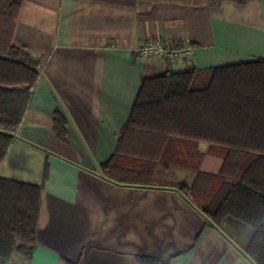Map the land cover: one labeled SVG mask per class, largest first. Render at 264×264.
I'll list each match as a JSON object with an SVG mask.
<instances>
[{"label": "crops", "instance_id": "0c3cea01", "mask_svg": "<svg viewBox=\"0 0 264 264\" xmlns=\"http://www.w3.org/2000/svg\"><path fill=\"white\" fill-rule=\"evenodd\" d=\"M149 41L193 54H145ZM13 44L39 58L41 75L0 176L44 189L32 259L15 253L9 264H255L242 251L252 231L210 226L195 196L118 183L101 166L143 78L264 59V0H24ZM173 169L159 177L176 180Z\"/></svg>", "mask_w": 264, "mask_h": 264}, {"label": "trees", "instance_id": "16d2710c", "mask_svg": "<svg viewBox=\"0 0 264 264\" xmlns=\"http://www.w3.org/2000/svg\"><path fill=\"white\" fill-rule=\"evenodd\" d=\"M23 1L0 0V164L41 75L39 58L13 44ZM223 1L208 0L212 6ZM66 125L64 113L57 109L54 127L63 141ZM201 141L209 143L207 151L200 148ZM206 154L222 159L217 172L201 168ZM101 167L118 183L175 189L185 197L203 199L210 226L223 227L233 220L252 228L242 251L255 264H264V59L203 69L191 66L143 78L115 153ZM175 167L194 171V180L159 177L160 171ZM43 189L44 184L0 176V264H9L15 253L32 259ZM146 259L151 260L148 264L158 261Z\"/></svg>", "mask_w": 264, "mask_h": 264}, {"label": "rangeland", "instance_id": "374dc122", "mask_svg": "<svg viewBox=\"0 0 264 264\" xmlns=\"http://www.w3.org/2000/svg\"><path fill=\"white\" fill-rule=\"evenodd\" d=\"M199 146L203 151H207L209 147V143L206 141H201L199 143ZM221 162H222V159L220 157L211 155V154H206L201 168L206 171L217 172L220 168ZM160 167H163V164H160ZM193 173L194 171H192L191 169H183V168L175 167L170 172L169 175H170V178L188 182V180L190 181V176ZM197 200L200 201V203H203V199L199 198ZM239 225H241V227H244L245 229H248L249 231H251L252 229V228L245 226L242 223H240Z\"/></svg>", "mask_w": 264, "mask_h": 264}, {"label": "built area", "instance_id": "2783aa9c", "mask_svg": "<svg viewBox=\"0 0 264 264\" xmlns=\"http://www.w3.org/2000/svg\"><path fill=\"white\" fill-rule=\"evenodd\" d=\"M140 50L145 54L154 53L165 55L173 59H178L181 56H191L193 54V48L188 43L183 46L173 47L162 41H149L145 43Z\"/></svg>", "mask_w": 264, "mask_h": 264}]
</instances>
